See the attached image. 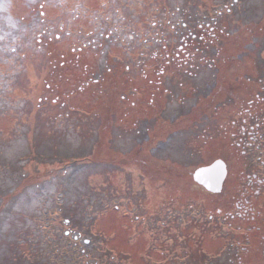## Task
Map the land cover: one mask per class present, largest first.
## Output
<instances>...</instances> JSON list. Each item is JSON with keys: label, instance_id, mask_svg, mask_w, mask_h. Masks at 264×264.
I'll list each match as a JSON object with an SVG mask.
<instances>
[{"label": "rangeland", "instance_id": "374dc122", "mask_svg": "<svg viewBox=\"0 0 264 264\" xmlns=\"http://www.w3.org/2000/svg\"><path fill=\"white\" fill-rule=\"evenodd\" d=\"M252 61L264 0H0V264H264V69L250 105L209 69Z\"/></svg>", "mask_w": 264, "mask_h": 264}, {"label": "flooded vegetation", "instance_id": "af4514ba", "mask_svg": "<svg viewBox=\"0 0 264 264\" xmlns=\"http://www.w3.org/2000/svg\"><path fill=\"white\" fill-rule=\"evenodd\" d=\"M206 24L208 26L209 22H207ZM202 25H204V24H200V26H199L201 29H203L205 27V26L202 27ZM210 28H214V26H210ZM205 32H206V30H203L199 34L198 37L203 39ZM196 38H197V34H195L190 29L189 33L186 34L184 39H183L184 43L181 44L178 47L180 48L181 51L185 52L187 56H190V53L186 52V51H187V49H189V46L192 45L195 42L194 40ZM173 41H174V44H171V50L172 49H176L175 50V54H176V56H179L180 53L177 52V48L178 47L176 46V44H177L176 43V41H177L176 36L173 38ZM190 48H191V46H190ZM220 49H222V48H220ZM221 53H222L221 50H220V52H216L217 55H219ZM221 57L223 58V56H219L218 59H220ZM210 66L211 67L209 69L212 70V74H214L217 77V82H219V83L220 82H224L225 80L230 82V79H231V83L237 84L235 78L236 79L237 78H241L240 77L241 74H239L240 72H238V70H240V71L244 70L243 73H244V76H245V80H247L248 83L247 84H243L242 86H244V95L246 97H249V99H248L249 105L258 101V100H255V99L262 98L261 93H258L257 91H255V89L257 87L256 84L258 82H255L254 80L256 78H258V74H259L258 68L261 67V70L264 69V63H260V65H258V63L256 61H252V63H248V64L246 63L244 66L240 65V66H237V67H233L232 65H226L225 62H218L217 64H214V63L210 64ZM258 81H259V79H258ZM262 86L263 85H260L259 88H262ZM222 89L223 88L218 90V93H219L220 97L225 98V94L222 91ZM230 91H231V93H233L234 89L231 88ZM216 92L217 91H214L212 95L214 96V94ZM263 92H264V89H263ZM263 98H264V96H263ZM254 112H249V113L251 115V118L256 121L259 118L260 114L257 113V112H255V113ZM263 118H264V116H263ZM159 126H160L159 123L154 122L153 124H150L147 128H145L146 129L145 135L147 136L148 139H150L151 136H154V137L157 136V133H158L157 129H158ZM250 127L254 128L255 125L252 124ZM136 128H137L138 132H140L139 131L140 127H136ZM145 140H146V138L144 136V142H145ZM153 140H154V138H153ZM156 144L157 143H154V145H156ZM154 150L156 152V148ZM173 150L174 151L172 152V155L176 153V149H173ZM218 158L223 159L222 157H218ZM223 160L226 162L227 169H228V174H229V165H228V163H227V161L225 159H223ZM261 162L264 164V160H262ZM248 175H249V181L247 182V185H248L247 188L249 187V196L254 198L255 201H260V200L262 201L261 204H258V203L256 204L255 201H254V204L251 206V209H252L251 210V216H252V219H256V222L254 223V224H256L257 223L256 214L257 213H261L262 214V212L264 211V166L259 164L257 169L256 170L254 169L253 172L248 174ZM226 179H225V181H226ZM258 229H261L260 225H256V231ZM259 243H260V248H259L260 251H259V253L264 254V234H262L261 237L259 238Z\"/></svg>", "mask_w": 264, "mask_h": 264}, {"label": "water", "instance_id": "95a60500", "mask_svg": "<svg viewBox=\"0 0 264 264\" xmlns=\"http://www.w3.org/2000/svg\"><path fill=\"white\" fill-rule=\"evenodd\" d=\"M226 175L227 166L221 159L209 165L201 166L194 172L195 180L212 192H220L222 190Z\"/></svg>", "mask_w": 264, "mask_h": 264}]
</instances>
